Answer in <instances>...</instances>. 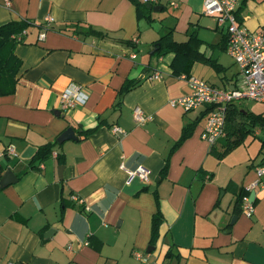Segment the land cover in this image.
Returning a JSON list of instances; mask_svg holds the SVG:
<instances>
[{"label": "crops", "instance_id": "crops-1", "mask_svg": "<svg viewBox=\"0 0 264 264\" xmlns=\"http://www.w3.org/2000/svg\"><path fill=\"white\" fill-rule=\"evenodd\" d=\"M170 1L158 0L157 11L146 5L139 19L136 0H10V7L0 0V26L30 20L50 28L43 41V28L28 30L16 48V92L0 94V181L8 171L17 178L0 187V264H142L135 252L150 264H264V185L248 193L251 216L240 201L264 166V128L219 157L228 137L213 147L202 139L208 108L171 105L191 89L186 74H173L174 53L153 52L165 35L169 49L198 38L186 76L223 89L242 78L203 0H178L179 8ZM238 16L251 31L264 27V0H241ZM88 27L103 36L73 34ZM128 81L137 86L120 99ZM70 86L89 101L64 111L61 94ZM136 107L152 119L137 124ZM68 128L78 139L59 143ZM47 144L48 158L31 165ZM9 146L18 157L6 155ZM138 165L152 171L148 184L129 177Z\"/></svg>", "mask_w": 264, "mask_h": 264}, {"label": "built area", "instance_id": "built-area-1", "mask_svg": "<svg viewBox=\"0 0 264 264\" xmlns=\"http://www.w3.org/2000/svg\"><path fill=\"white\" fill-rule=\"evenodd\" d=\"M141 4L153 5L158 0H139ZM6 7H10V0H4ZM172 8H179L178 0L169 2ZM241 0H203V12L213 18L228 36L227 52L234 60L240 70L242 85L233 89L219 88L202 79L183 75L190 86L191 92L182 98L172 100L173 107H182L186 111L195 110L199 107L208 108V118L202 139L207 141L211 147L225 137L227 114L230 106L242 100H250L264 105V27L251 31L240 22L238 10ZM53 21V19H48ZM46 33L40 34L39 40L43 41ZM139 38H135L132 44L139 45ZM135 58V54H132ZM158 78V74L155 75ZM89 96L78 86H70L61 94V105L64 111L72 110L77 106H85ZM133 117L137 124L144 125L152 119L147 116L140 107L133 111ZM113 132L123 137L126 131L119 126L113 128ZM6 155L18 157L13 146L6 149ZM3 154H0V157ZM44 167V166H41ZM122 169L125 166L122 165ZM129 177H138L148 184L152 178V171L144 165H138L135 169L129 170ZM257 178L249 186H246V194L242 196L241 207L243 214L251 216L255 210V203L249 196V192L263 187L264 166L256 169ZM74 201L82 203L78 196H73ZM87 210H90L87 208ZM135 257L142 264H150L147 255L142 252H135ZM14 264V263H10Z\"/></svg>", "mask_w": 264, "mask_h": 264}, {"label": "trees", "instance_id": "trees-1", "mask_svg": "<svg viewBox=\"0 0 264 264\" xmlns=\"http://www.w3.org/2000/svg\"><path fill=\"white\" fill-rule=\"evenodd\" d=\"M136 3L139 19L146 17L148 13L146 5L141 4L138 0H136ZM40 27L44 29V33H47L50 29L49 27L43 25L37 27L34 22L30 20L11 21L0 26V94L2 96L12 95L16 92L22 67V62L16 55L17 46L25 43L24 39L28 30ZM73 32L75 35H79L81 33L87 35L91 33L103 36L102 33L93 30L91 27L86 29H75ZM168 36L169 34L161 37L154 43L153 52L159 51L160 54L174 53V58L171 63L173 74L176 76H181L183 74L190 76V58L188 57L187 51L191 46L198 44V38L192 36L188 41L176 43L175 48L169 49V46L174 42L171 43L169 41V44L167 42L169 39ZM131 45H133L132 42ZM136 86L137 84L132 81L126 82L120 90V99ZM257 125H261L264 128V116L262 114L256 115L253 113H246L245 111L234 108L233 105L230 106L228 109L225 129V135L228 137L227 146L225 151L222 154H219V157L224 156L234 147L238 146L244 140L246 135L251 133L252 130L254 131ZM78 133L83 136H88L91 132L78 131ZM80 140L82 139L80 138ZM52 150V144H47L41 147L34 156L31 165H38V163H42L48 158ZM165 171L166 170L163 172L165 173ZM240 201H242V198H240ZM161 222V216L159 214L156 215L153 222V232L156 236Z\"/></svg>", "mask_w": 264, "mask_h": 264}, {"label": "water", "instance_id": "water-1", "mask_svg": "<svg viewBox=\"0 0 264 264\" xmlns=\"http://www.w3.org/2000/svg\"><path fill=\"white\" fill-rule=\"evenodd\" d=\"M147 8L148 10H154V11H157L158 8H161V7H154L152 6L151 4L147 5ZM233 89V88H232ZM77 136L74 132V129L73 128H68L58 139V142L59 143H64L65 141H69V140H77ZM63 168V167H61ZM17 181V178L16 176L14 175V173L12 171H8L2 178V180L0 181V187H6L14 182ZM238 217L235 216L232 220V224H234L236 222V219ZM148 252H150V250H148Z\"/></svg>", "mask_w": 264, "mask_h": 264}, {"label": "rangeland", "instance_id": "rangeland-1", "mask_svg": "<svg viewBox=\"0 0 264 264\" xmlns=\"http://www.w3.org/2000/svg\"><path fill=\"white\" fill-rule=\"evenodd\" d=\"M238 106L240 110H244L245 112L249 113H254L256 115L264 113V105L254 101L246 100L243 102H239ZM257 141L259 142L260 140L257 139Z\"/></svg>", "mask_w": 264, "mask_h": 264}]
</instances>
